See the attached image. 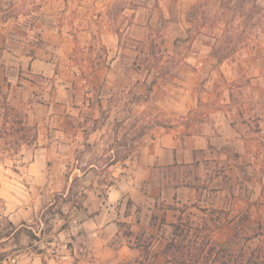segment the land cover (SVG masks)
Segmentation results:
<instances>
[{"label": "crops", "instance_id": "0c3cea01", "mask_svg": "<svg viewBox=\"0 0 264 264\" xmlns=\"http://www.w3.org/2000/svg\"><path fill=\"white\" fill-rule=\"evenodd\" d=\"M9 25L0 19V86L18 88L25 119L37 128L22 180L7 176L0 183L13 224L40 221L41 230L56 192L82 196L84 204L58 215V255L76 258L73 264H118L141 259L151 249L163 255V233L180 216L198 226L207 222L220 245L261 220L264 68L169 71L168 90L179 95L177 119L150 135L138 138L135 131L131 141L126 131L102 129L116 120L125 125L141 113L150 93L148 88L145 93L149 69L123 67L121 50L104 66L78 68L73 37L52 30L43 32L41 44L16 52ZM12 57H19L15 65L9 64ZM151 87L156 91V83ZM86 149L113 154L104 180L96 172L100 160L76 156ZM122 152L127 156L117 158ZM77 181L86 187L77 190ZM46 198L48 206L38 210Z\"/></svg>", "mask_w": 264, "mask_h": 264}, {"label": "rangeland", "instance_id": "374dc122", "mask_svg": "<svg viewBox=\"0 0 264 264\" xmlns=\"http://www.w3.org/2000/svg\"><path fill=\"white\" fill-rule=\"evenodd\" d=\"M0 19L10 24L9 44L16 52L41 44L43 32L52 30L73 37L72 58L78 68L104 66L121 50L123 67L132 64L149 69L145 93L147 88L150 93L143 98L141 113L137 117L130 116L125 125L116 120L102 129L106 132L112 129V134L121 130V135L126 131L131 141L135 139V131L138 138L141 133L150 135L156 126L177 119L180 109L174 101L179 95L168 90L169 71L264 68V0H0ZM221 56L226 57L220 59ZM9 60V64L14 62L15 65L19 57ZM153 83H156V91H152ZM25 113L26 106L19 99L18 88L9 91L0 86V183L6 182L7 176L21 181L19 174L23 166L33 159L37 128L27 122ZM96 125L91 122L90 128L95 129ZM100 132L103 137L109 134ZM104 142L108 143L106 138ZM112 155L103 150L88 152L86 149L76 156L84 161L100 160L96 172L98 180L102 181L107 176L105 171H109L105 164ZM126 156L125 152L116 153L117 158ZM74 185L77 190L86 187L78 181ZM82 199V196L63 197L56 192L52 197L53 205L48 206L47 198L39 204L38 210L48 206L41 230L40 221L22 226L14 224L23 230L8 238L4 234L12 231L11 220L7 199L0 195V237L3 236L0 264H73L76 258L62 259L57 253L62 240L57 232L58 215L63 213V208L67 210L72 204H82ZM260 214L261 220L251 221L243 233L264 232V209ZM31 224L33 227H28ZM163 234L168 238L171 230ZM243 242L254 246L257 239H243L234 244V250ZM118 264L166 263L159 250L151 249L141 259Z\"/></svg>", "mask_w": 264, "mask_h": 264}, {"label": "trees", "instance_id": "16d2710c", "mask_svg": "<svg viewBox=\"0 0 264 264\" xmlns=\"http://www.w3.org/2000/svg\"><path fill=\"white\" fill-rule=\"evenodd\" d=\"M225 57L221 56L220 59ZM9 223L12 231L5 232L4 236L9 238L12 234L22 232L23 227L16 228L11 221ZM172 227L162 250L166 264H264L262 230L250 234L237 230L226 244L217 245L213 242L212 228L208 227L207 222L198 226L194 222L183 220L180 216ZM2 237L0 243H3ZM243 239L246 241L257 239V243L254 246H246L243 242L234 250V244L240 243Z\"/></svg>", "mask_w": 264, "mask_h": 264}]
</instances>
